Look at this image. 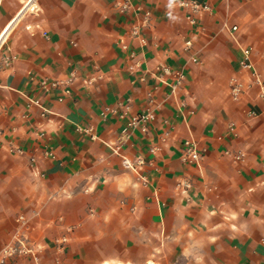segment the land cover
I'll return each instance as SVG.
<instances>
[{
  "label": "crops",
  "instance_id": "obj_1",
  "mask_svg": "<svg viewBox=\"0 0 264 264\" xmlns=\"http://www.w3.org/2000/svg\"><path fill=\"white\" fill-rule=\"evenodd\" d=\"M121 1L0 0V264H264V0Z\"/></svg>",
  "mask_w": 264,
  "mask_h": 264
},
{
  "label": "built area",
  "instance_id": "obj_2",
  "mask_svg": "<svg viewBox=\"0 0 264 264\" xmlns=\"http://www.w3.org/2000/svg\"><path fill=\"white\" fill-rule=\"evenodd\" d=\"M183 6L187 8V18L191 23L195 22V14L200 13L202 11H207L210 9V6L202 0H184L181 2ZM119 10L124 12L130 9L131 2L130 0H123L119 3ZM236 28V26H234ZM5 61H7V58L5 57ZM241 66L245 69H250L254 78V81L258 83L262 88H264V73L257 71L254 68L253 61L251 59V49L249 47H246L243 49V58L241 60ZM74 77V73H70L69 76L66 79H53L49 80L47 78H42L40 80V84L42 86L50 85L51 87H57L60 84H64L63 91L64 93L69 92V84L72 81ZM182 74L178 72V81L181 79ZM230 91L233 96H237L241 91V83L237 81V79L231 80L230 85ZM63 97L60 96L59 99H62ZM29 103L33 104H40V101L38 99H29ZM153 118V113L151 111H146L143 113H138L130 117L128 121V125H136L139 122H145L147 120H150ZM242 153L235 154L236 158H242ZM201 157L200 150L193 140H185L184 141V153H183V159L190 163L197 162ZM125 161V160H124ZM23 217L20 215L18 216V219H22ZM18 243H12L5 245L0 253V262L6 263L7 259L10 257H13L17 254H23L30 252L31 249L26 245L25 242H23L22 239L17 238Z\"/></svg>",
  "mask_w": 264,
  "mask_h": 264
},
{
  "label": "bare ground",
  "instance_id": "obj_3",
  "mask_svg": "<svg viewBox=\"0 0 264 264\" xmlns=\"http://www.w3.org/2000/svg\"><path fill=\"white\" fill-rule=\"evenodd\" d=\"M6 31H7V29L4 31V33H3L2 37H1V39L5 36ZM1 39H0V40H1Z\"/></svg>",
  "mask_w": 264,
  "mask_h": 264
}]
</instances>
